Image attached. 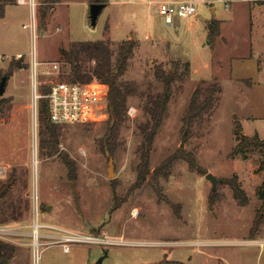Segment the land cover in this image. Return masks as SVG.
<instances>
[{
    "label": "rangeland",
    "instance_id": "rangeland-1",
    "mask_svg": "<svg viewBox=\"0 0 264 264\" xmlns=\"http://www.w3.org/2000/svg\"><path fill=\"white\" fill-rule=\"evenodd\" d=\"M36 1L35 32L23 25L31 19L29 3H8L0 17V79L9 72L0 96L10 99L0 117V167L5 168L0 169V183L12 181L9 194L0 198V217L8 218L0 221L6 227L0 238L17 245L11 264L34 262V206H39L38 219L46 224L40 227L44 235L37 264H96L102 255L101 264H166L169 259L185 264H264V223L258 231L251 230L262 201L257 188L264 179V167L258 166L264 147H251L246 155L231 152L238 141L237 118L245 133L264 137V87L255 82L259 58L232 57L248 48L244 20L230 28L229 42L217 39L212 47L202 17L210 9L203 1L197 16L180 17L173 24L158 12L157 21L149 18L147 0H109L96 24L90 17L93 0H56L42 24L40 9L46 0ZM215 4L218 9L225 6L224 0ZM129 35L138 44L122 77L136 80L145 91L130 97L137 113L128 112L114 142L105 135L108 119L65 122L59 124L58 150H42L39 121L38 129L34 123L33 58L59 62L54 71L50 63L36 64L38 90L43 91L50 79L65 76L70 68L61 48L100 38L116 46ZM18 53L28 65L12 68ZM185 60H190L187 72ZM83 61L86 66L95 62L87 57ZM158 65L177 74L168 114L153 141L151 171L139 181L138 122L145 118L142 105L148 93L162 87ZM202 79H216L222 90L213 109L188 128L181 145L187 127L182 116ZM183 153L195 156L197 165L180 157ZM63 156L70 158L71 167ZM111 156L114 173L109 175ZM172 156L168 176L153 174L156 165ZM208 171L220 178L216 189ZM235 174L250 197L246 204L234 197L230 179ZM48 204L51 207L46 208ZM53 226L95 232L111 240H74L65 250L62 242L48 243L57 234Z\"/></svg>",
    "mask_w": 264,
    "mask_h": 264
},
{
    "label": "trees",
    "instance_id": "trees-1",
    "mask_svg": "<svg viewBox=\"0 0 264 264\" xmlns=\"http://www.w3.org/2000/svg\"><path fill=\"white\" fill-rule=\"evenodd\" d=\"M15 0H0V17L5 15L6 6L8 3ZM50 1V2H48ZM56 0H46L40 9L41 23L46 22L48 9L53 8V2ZM108 4L109 0H102ZM221 19L212 17L207 22V38L208 42L214 47L219 35L221 34L222 24ZM107 28L109 24L107 23ZM138 44L137 38L128 36L120 40L116 46L111 44L110 39L82 40L76 41L70 48H61L65 59L70 63V68L65 76L74 80H92L101 79L110 84V116L108 118V126L105 135L110 142H114L118 136L124 121L128 117V107L130 105V97L133 94H145V91L140 90L136 80H129L122 77L123 72L128 68L130 59L134 54L135 47ZM92 58L95 62L86 66L83 58ZM177 63H182L178 60ZM184 71L187 72L190 66V60H185ZM28 65L22 54L18 58L11 61V66L20 67ZM118 68V70H116ZM177 73L170 69H166L161 65L157 66L156 75L162 82V87L155 92L148 93L142 108L145 113V118L138 122V128L141 132L142 139L139 143L140 160L137 165L138 180L143 181L151 171L150 154L153 141L156 133L162 125L165 117L168 114L169 102L173 95V80ZM9 75V72H8ZM48 90V84L44 85V90ZM222 90V85L216 79H202L193 89L182 119L184 125L189 129L193 124L208 114L214 107L216 97ZM10 105L9 97L0 96V117L6 105ZM38 121H39V141L40 148L48 152H56L58 150V142L60 138V123L53 122L49 118V102L46 96L39 99L38 105ZM235 131L237 132L238 141L232 149V154L243 153L247 154L251 147H264V137L258 132L254 134L245 133L240 119L235 121ZM113 148V146H112ZM180 157L187 158L192 166L196 164L195 156H187L185 153L180 154ZM68 167H71L72 161L67 156H63ZM175 156L168 158L159 165L153 168V174L168 176L171 172L170 165ZM166 167V168H165ZM259 167H264V160L259 164ZM12 181H2L0 183V198L7 196L10 191ZM230 183L233 189L234 197L242 204L249 202V195L245 188L238 180L235 174ZM258 194L261 197V204L256 208V214L253 219L251 230L258 231L261 224L264 223V179L258 186ZM14 206H12L13 208ZM6 216L0 217V221H6ZM17 245L14 242L0 238V264H11L12 259L16 254ZM143 264V263H138ZM166 264H185L181 259H169Z\"/></svg>",
    "mask_w": 264,
    "mask_h": 264
},
{
    "label": "built area",
    "instance_id": "built-area-1",
    "mask_svg": "<svg viewBox=\"0 0 264 264\" xmlns=\"http://www.w3.org/2000/svg\"><path fill=\"white\" fill-rule=\"evenodd\" d=\"M199 1L207 2V0H158L156 2V12H158L166 22L174 23L176 18L192 16L197 12ZM19 2L29 3L31 9L30 21L24 22V26L31 27L35 32L37 28L36 18V0H19ZM150 37V34H146ZM21 56V53H18ZM39 62L50 63L48 65L50 71L59 70V62L57 60L38 61L35 57L32 60V78H33V111L35 128L38 129V105L39 99L46 96L49 102V118L53 122H88L102 121L110 116V84L101 79L92 80H74L67 76L57 77L48 81V90H38V80L36 64ZM40 89V88H39ZM138 107L134 104L129 105L128 112L131 115L137 113ZM38 136V130L36 137ZM5 171V168H1ZM36 209V218L33 223L34 234V262L37 264L40 236L44 232L40 231L41 226L46 224L38 219L39 206ZM56 233L50 242H62L65 250L70 249V241L86 240V241H110L111 238L103 237L95 232H80L76 230H68L64 227L53 226ZM6 230V227L0 226V233Z\"/></svg>",
    "mask_w": 264,
    "mask_h": 264
},
{
    "label": "crops",
    "instance_id": "crops-1",
    "mask_svg": "<svg viewBox=\"0 0 264 264\" xmlns=\"http://www.w3.org/2000/svg\"><path fill=\"white\" fill-rule=\"evenodd\" d=\"M157 1L158 0H147V14L148 17L154 19V21H157V14L155 10ZM204 3H207L205 7L210 9L207 15L202 16L205 21L207 33V22L212 17L220 18L222 21V30L218 37V41H224L226 43L229 42L230 37L227 34L230 28L236 23L239 24L241 18L244 20L246 28L244 31L245 34L248 35V48L242 55L233 54L232 57H258L259 65L255 73V82L259 86L264 87V0H224L225 6L221 9H218V6L215 4V0H207V2ZM195 16H197V12L192 15V17ZM179 21V18H176L174 23ZM235 77L238 79L246 78L243 75H236ZM249 78L253 81L251 76ZM247 116L250 118L253 115L248 114ZM241 123L244 128V123L242 121ZM253 239L256 241H262L258 238Z\"/></svg>",
    "mask_w": 264,
    "mask_h": 264
},
{
    "label": "water",
    "instance_id": "water-1",
    "mask_svg": "<svg viewBox=\"0 0 264 264\" xmlns=\"http://www.w3.org/2000/svg\"><path fill=\"white\" fill-rule=\"evenodd\" d=\"M105 5H106V2L102 1V0H93L90 3V17H91L92 24L97 23L98 16H99L100 12L102 11V9L104 8ZM7 80H8V73H5L1 76V79H0V94H3L5 89H6ZM187 130H188V127H186L184 132H183L181 145H184V143H185ZM113 165H114V161H113V157L111 156L110 157V166H109V175H112L114 173ZM207 177L212 181V188L216 189L217 182L220 178H218L216 176V174H214L212 171L207 172ZM49 207H51L50 204H48L46 206V208H49ZM104 256L105 255L100 256L99 259L97 260L96 264H101ZM146 264H153V263L147 262ZM157 264H163V263L160 262Z\"/></svg>",
    "mask_w": 264,
    "mask_h": 264
},
{
    "label": "bare ground",
    "instance_id": "bare-ground-1",
    "mask_svg": "<svg viewBox=\"0 0 264 264\" xmlns=\"http://www.w3.org/2000/svg\"><path fill=\"white\" fill-rule=\"evenodd\" d=\"M1 169V168H0Z\"/></svg>",
    "mask_w": 264,
    "mask_h": 264
}]
</instances>
